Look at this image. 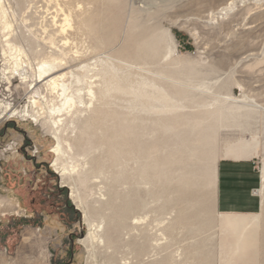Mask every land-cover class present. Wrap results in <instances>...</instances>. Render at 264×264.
<instances>
[{
	"label": "rangeland",
	"instance_id": "obj_1",
	"mask_svg": "<svg viewBox=\"0 0 264 264\" xmlns=\"http://www.w3.org/2000/svg\"><path fill=\"white\" fill-rule=\"evenodd\" d=\"M3 3L32 64L63 60L85 105L53 126L64 177L0 34V103L19 112L0 116V170L43 219L0 216V264H264V0ZM222 157L260 172L253 213L218 210Z\"/></svg>",
	"mask_w": 264,
	"mask_h": 264
},
{
	"label": "bare ground",
	"instance_id": "obj_2",
	"mask_svg": "<svg viewBox=\"0 0 264 264\" xmlns=\"http://www.w3.org/2000/svg\"><path fill=\"white\" fill-rule=\"evenodd\" d=\"M0 34L3 38V56L7 62L12 61V66L8 69L5 68L3 71V76L11 75V77H19L22 82L30 83V89L34 91V97L32 99V104L37 107L38 100L43 97L45 100V105H47L48 110L46 112L47 119L44 124H52L53 134L57 140V145L52 150L56 156V160L53 163V167L60 170L62 176L68 174L67 168H59V160L64 156V151L59 141L58 131L53 129L56 126L58 129L63 124L62 117L68 115L78 108L85 105L83 88H79L75 91H70L68 85L65 83V75L59 74L60 70L66 64L63 60L59 58H53L51 60H42L36 66L32 64L25 49L17 45L16 38L13 37V24L8 18V11L0 0ZM7 47V50L4 47ZM8 80L10 77H7ZM47 81V86L52 93H55L56 101L48 99L46 96H42L38 88V84ZM90 97L94 96V91L90 88L87 91ZM57 99L59 101H57ZM4 107L3 110L1 108ZM19 112L11 108L9 105H3L0 103V116L10 114L11 117L17 115ZM24 116H29L28 111ZM33 120V119H32ZM37 122V119H34ZM69 170V169H68ZM136 222H138L135 219ZM91 230L94 228L93 224H90ZM90 239H95V232H92Z\"/></svg>",
	"mask_w": 264,
	"mask_h": 264
},
{
	"label": "crops",
	"instance_id": "obj_3",
	"mask_svg": "<svg viewBox=\"0 0 264 264\" xmlns=\"http://www.w3.org/2000/svg\"><path fill=\"white\" fill-rule=\"evenodd\" d=\"M29 174L31 172L23 170L19 178L29 177ZM14 177L15 175L0 170V190L6 191V194L0 192V216L12 214L21 218H31L32 215L27 213L22 215V193L17 191L15 182H12L15 181ZM260 181L261 174L250 160L222 157L217 171V205L220 213L250 214L256 211L258 203L255 192Z\"/></svg>",
	"mask_w": 264,
	"mask_h": 264
},
{
	"label": "flooded vegetation",
	"instance_id": "obj_4",
	"mask_svg": "<svg viewBox=\"0 0 264 264\" xmlns=\"http://www.w3.org/2000/svg\"><path fill=\"white\" fill-rule=\"evenodd\" d=\"M35 222L39 223L40 220L42 219V215L39 211L34 212L33 216L31 217ZM72 238V236L70 237ZM83 242V241H82ZM51 264H69V262H63L62 259L60 261H53Z\"/></svg>",
	"mask_w": 264,
	"mask_h": 264
}]
</instances>
